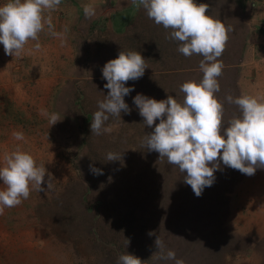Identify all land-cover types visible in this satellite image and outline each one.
Segmentation results:
<instances>
[{
  "label": "rangeland",
  "instance_id": "1",
  "mask_svg": "<svg viewBox=\"0 0 264 264\" xmlns=\"http://www.w3.org/2000/svg\"><path fill=\"white\" fill-rule=\"evenodd\" d=\"M194 3L208 4L206 15L231 29L214 94L226 122L240 115L226 95L264 96V0ZM84 5L94 6L96 15L86 19ZM137 5L61 0L44 16L56 32L67 28L63 45L47 25L19 56L5 55L0 44V166L5 153L19 149L46 168L44 191L30 183L29 197L0 215V264H117L126 252L143 264H174L157 259V236L184 264H264V168L248 176L221 162L213 184L197 197L186 173L143 146L153 128L144 125L132 98L182 101L179 86L202 80L203 57L179 53V42L166 39L170 30ZM120 51L139 52L148 68L125 85L134 88L124 97L130 114L110 116L104 125L110 130L95 135L93 113L108 92L101 69ZM42 109L62 119L50 125ZM14 131L24 139L16 140ZM108 152L121 159L106 161ZM90 164L103 175H94ZM5 187L0 181V190Z\"/></svg>",
  "mask_w": 264,
  "mask_h": 264
},
{
  "label": "clouds",
  "instance_id": "2",
  "mask_svg": "<svg viewBox=\"0 0 264 264\" xmlns=\"http://www.w3.org/2000/svg\"><path fill=\"white\" fill-rule=\"evenodd\" d=\"M132 3L137 4V0ZM60 4L61 0H7L0 4V44L5 55L19 56L29 40L38 41V34L44 31L45 25L49 34L60 38L63 45L67 28L64 32H56L51 16H44L45 11L50 13ZM137 6L143 7L155 24L170 30L166 39L179 42V53L185 57L193 54L203 57L199 62L202 80L199 83L186 81L179 86L184 93L182 101L178 102L172 95L156 100L140 93L132 98L144 125L153 128L151 133L145 134L143 146L186 173L184 182L197 197L205 187L213 184L214 172L219 170L221 162L248 176L254 175L257 168H264V96L226 95L227 103L236 105L240 115L225 122L223 104L214 95L220 91L217 78L224 68L218 58L223 54L231 29L219 19L206 15L208 4L197 5L194 0H138ZM83 12L86 19L96 15L92 5H84ZM40 48L37 42L34 49L39 51ZM146 68L145 59L137 51H120L117 58L104 64L101 71L108 92L103 100L97 101L98 110L93 113L90 124L92 134L109 131L104 125L110 116L120 118L121 112L130 114L124 97L134 88L125 85L141 78ZM41 114L49 117L50 125L62 119L58 113L49 114L46 109H42ZM12 135L16 140L24 139L22 132L14 131ZM120 159L121 154L107 153L106 161ZM89 168L94 175H103V171L92 164ZM45 175L46 168L37 167L30 154L19 149L5 153L4 164L0 166V181L6 186L0 190V215L6 207L18 206L21 198L29 197L30 183L37 191H44ZM47 187H51L48 182ZM129 243L126 239L125 246ZM154 244L159 253L157 259L184 264L173 250L165 249L159 236ZM117 264L143 262L126 252L118 257Z\"/></svg>",
  "mask_w": 264,
  "mask_h": 264
},
{
  "label": "trees",
  "instance_id": "3",
  "mask_svg": "<svg viewBox=\"0 0 264 264\" xmlns=\"http://www.w3.org/2000/svg\"><path fill=\"white\" fill-rule=\"evenodd\" d=\"M137 13H141V12L137 10ZM151 73H154V72L146 73V75H151Z\"/></svg>",
  "mask_w": 264,
  "mask_h": 264
}]
</instances>
